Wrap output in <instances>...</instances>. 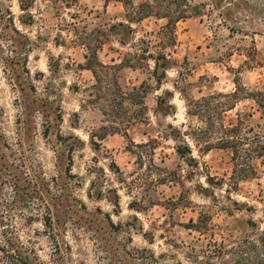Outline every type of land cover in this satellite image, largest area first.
<instances>
[{"label": "rangeland", "instance_id": "374dc122", "mask_svg": "<svg viewBox=\"0 0 264 264\" xmlns=\"http://www.w3.org/2000/svg\"><path fill=\"white\" fill-rule=\"evenodd\" d=\"M0 2L11 8L19 29L36 40L27 63L31 74H23L31 95L25 98H32L33 82L39 95L60 100L63 116L44 135L43 118L36 114L28 120V129L21 136L20 104L25 92L2 59L10 56L8 43L3 41L0 133L10 148L4 146L7 155L1 163L6 164L9 174L19 178L21 185L19 189L3 185L0 191L2 245L6 246L8 240L13 244L15 226L14 234L25 245L32 240L37 254L47 264H56L55 258H61L62 264H115L120 259L136 264L126 252L136 248H148L157 255L175 254L182 264H199L192 262V246L213 250L217 244L229 249L238 241L255 236L253 222L264 227V159L257 160V177L234 182L231 150H207L203 141L191 135L194 128L206 127L210 110L220 101L236 103L234 109L222 114L226 124H235L243 112L252 115L246 120L249 124L263 121L262 108L251 98L232 102L219 93L234 92L236 80L251 90L264 91V5L245 13L242 32L222 24L216 26L204 16L179 21L175 45L159 43L164 39L162 35L152 36L154 44L150 50L155 55L164 51L170 60L166 71L161 68L155 74L151 59L137 68L118 65L111 72L124 89L145 84L144 98L127 101L123 116L145 108L147 119L129 125V137L110 133L101 141L105 131L102 126L117 119L105 115L103 104L92 101L99 99L89 95L95 76L82 68L87 63L88 50L72 41L77 32L70 24L76 23L80 32L86 27L103 36L105 43L98 51L99 59L113 65L131 57V53L141 54L134 47L139 43H135V38L157 34L166 20L151 17L134 23V34L127 27L130 22L120 1L37 0L32 8L37 21L27 25L19 21L23 13L19 0ZM114 24L116 27L112 28ZM254 28L258 33L251 32ZM39 34L43 40L36 38ZM159 61L165 62L163 58ZM203 98L207 101L202 102L206 112L201 120L192 100ZM59 134L75 136L68 138L69 143L76 145L70 174V153ZM92 135H96L101 146L93 143ZM11 148L16 153L12 154ZM36 174L48 180L50 193L64 192V206L70 207L68 218L57 213L60 254H55L56 243L46 236L42 217L31 221L28 218L44 212L49 198L45 186L34 187ZM200 212L211 218L206 233L190 228ZM176 243L177 247L172 245ZM199 255L203 258V253ZM204 260V264L210 260L214 264H245L231 256ZM165 262L178 264L168 257Z\"/></svg>", "mask_w": 264, "mask_h": 264}, {"label": "trees", "instance_id": "16d2710c", "mask_svg": "<svg viewBox=\"0 0 264 264\" xmlns=\"http://www.w3.org/2000/svg\"><path fill=\"white\" fill-rule=\"evenodd\" d=\"M109 0H106L108 3ZM122 2L126 8V17L130 22L127 27L134 34L137 32L135 28L131 25L140 23L147 18L155 17L156 19L166 20V24L161 27L157 34H146L143 38H135V43L139 41L138 44H134V47L141 51L131 53V57L123 58L120 64L106 65L104 64L98 56V51L102 48L105 43V38L98 35L94 30L87 31L84 27V31L80 32V27L76 23L70 24L74 31L77 32V36L74 40L75 43L79 42L84 45L88 52L85 54L87 63L82 66L83 69H89L93 72L95 76V83L90 86L89 95H92L99 100H92L97 103H102L104 106V114L110 118H115L117 120H112L108 126H102L103 134L101 141L104 140L110 133H123L125 136L129 137L128 129L129 125L135 123L136 121H144L147 119V112L144 108L139 112L134 114H129V116H123V109H125L127 101H134L144 98L145 94V84L142 83L140 86H132V88H123L119 80L112 78V71L117 69L118 65L122 67H132L137 68L144 65V61L153 60L155 74H158L161 68L166 71L168 63L170 60L167 58L164 51L158 52L155 55L150 48L154 44L152 36L162 35L163 40H159V43H165L169 46L176 44V27L179 21L186 20L191 17H200L201 19L206 16L217 26L222 24L230 30H238L240 32L245 31L240 27L242 23V17L246 12H251L256 6L264 5V2L260 0H147L139 3H135L134 0H116ZM37 0H19L20 10L23 12L19 16V21L23 24L33 25L35 24L36 16L34 15L32 8L35 7ZM219 19V22H217ZM245 21V20H244ZM58 25V24H57ZM59 26V25H58ZM116 27V24L112 26ZM59 29H62L59 27ZM254 34L258 33L257 29L254 28ZM108 35V34H107ZM57 43H60L61 34L57 35ZM43 40L42 36L39 34L36 36ZM137 39V40H136ZM3 41L8 43L9 55L3 56L4 62L8 63V71L15 75L17 84L21 86V91L25 92V96L21 99V114L19 119L21 136L26 133L28 129V120L33 118L34 115L38 114L43 118L42 125L44 126V135H48L50 129L54 123L61 122L63 119L62 108L60 100H53L50 97H45L38 94V91L31 82L30 89L32 90V98H28L31 95L27 92V86L25 85L26 80L23 74H31L27 63L29 60L30 52L33 51L36 44V40L31 36L23 33L15 22V16L10 7L5 6L4 3L0 2V50L3 51ZM123 43V42H122ZM125 44V43H124ZM165 49V47H164ZM137 50V51H139ZM256 52L257 48L255 47ZM163 58L165 62L160 63L159 59ZM150 69V68H149ZM165 73V72H164ZM31 78V77H30ZM159 79V78H158ZM237 87L234 92L230 94L219 93V96L227 97L232 100V102H238L241 98H251L260 108H262L261 119L263 121H258L255 124H249L246 122L248 117H252L249 113L243 112L239 114L237 122L226 124L223 121L222 114L228 110L234 109L236 103L227 104L225 101H220L217 107L210 110L206 127L205 128H194L191 135L195 136L199 142H204L207 150L213 148L231 150L232 160L234 163V174L231 179L237 182L239 180L248 179L251 177H257L258 162L257 160L264 159V91L261 90H251L247 88L240 81L236 80ZM28 96L27 99L25 98ZM211 98H215L212 96ZM193 104L198 108L197 114L199 118L203 120L204 113L206 112L205 105L202 102L207 101L206 98L201 100H192ZM146 107V102H140ZM147 108V107H146ZM190 111H188V114ZM23 130V132H22ZM75 136H63L59 134V140L64 144L65 149L69 154V166L68 173L72 171V153L76 149V145L68 142V138ZM92 140L95 145H102L96 141V135H92ZM79 141V140H78ZM144 145H148L143 143ZM142 145V144H140ZM9 147V144L4 140V135L0 133V191L3 189V185H11L12 188H20L19 178L13 177V174L8 173V167L6 164L1 163L2 159L7 155L5 148ZM139 146V145H138ZM11 153H16L14 148H11ZM181 151V150H179ZM36 180L33 183L36 189H40L45 186L47 192L49 193V198L46 199L44 206V212L41 214H31L28 216L29 220L39 219L42 217V224L45 227L46 236L52 239L56 243V253L60 254L61 245L58 240L59 232L58 228L55 226L56 221H60V216L57 214L59 211L68 218L70 207H65V196L64 192L60 191L58 193H50L48 180L42 176V174L35 175ZM42 178V179H41ZM41 180V181H40ZM55 182L57 179H53ZM237 180V181H236ZM42 182V185H41ZM31 184V182H29ZM34 188V189H35ZM49 189V190H48ZM116 206L119 207V202H116ZM211 221L209 214L205 212H200L197 222H193L190 228L197 230L200 233H206L208 231V223ZM65 222V221H64ZM60 223V222H58ZM1 224L4 226L3 221ZM9 225V224H8ZM254 235L253 237L244 238L238 241V244L231 246L229 249L223 247V245L217 246L215 244L214 249L210 248H196L191 247L192 262L204 264V258H212L214 256H219L221 258H227L229 256L232 259L239 258L237 262L243 261L245 264H264V227L258 226L253 222ZM10 227V226H8ZM15 226H13V244L6 242L7 245L4 246L0 242V264H47L44 262L39 254H37L36 249L33 245V241L29 240V245H25L19 236L14 234ZM6 229V228H3ZM11 228H8V231ZM3 230V232H8ZM177 247L176 244H172ZM69 247V246H68ZM179 247V246H178ZM127 254L131 257L132 261H136V264H170L165 262L166 257L175 260L176 263L182 264L180 260L177 259L175 254L162 252L157 255L154 251L148 248L127 251ZM200 253H203V258L200 257ZM61 258H55L56 264H62ZM236 261V260H235ZM236 262V263H237ZM209 264H214L211 260L208 261ZM115 264H126L122 259L119 263ZM226 264V263H224Z\"/></svg>", "mask_w": 264, "mask_h": 264}]
</instances>
